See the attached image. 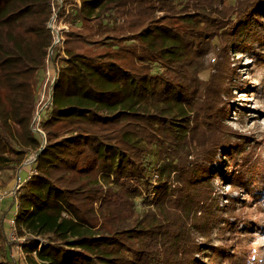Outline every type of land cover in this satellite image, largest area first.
I'll return each instance as SVG.
<instances>
[{"label": "trees", "instance_id": "16d2710c", "mask_svg": "<svg viewBox=\"0 0 264 264\" xmlns=\"http://www.w3.org/2000/svg\"><path fill=\"white\" fill-rule=\"evenodd\" d=\"M57 14L67 58L36 173L11 207L26 264H251L264 138L227 115L232 54L264 48V0H80ZM52 16L53 0H0V170L42 147L31 126ZM209 66L219 74L202 81ZM221 154L225 180L245 193L222 208L210 168ZM138 198L149 203L140 213Z\"/></svg>", "mask_w": 264, "mask_h": 264}, {"label": "rangeland", "instance_id": "374dc122", "mask_svg": "<svg viewBox=\"0 0 264 264\" xmlns=\"http://www.w3.org/2000/svg\"><path fill=\"white\" fill-rule=\"evenodd\" d=\"M74 1V0H66ZM235 0H226L227 4H234ZM58 2L55 1V7ZM57 8V7H56ZM54 16V14H53ZM53 28L57 31H60V36L63 38L62 48H59L55 52L54 62L47 63L45 71L42 72L41 80L38 88V101L36 107L37 112L34 114V119L32 123V131L38 133L40 141L43 140L42 135L38 130L42 128V116L39 119L38 115L45 111V106L48 105L51 93V84L53 79L58 76L59 68L56 63L58 61L57 57H63L65 54L64 43H65V34L69 31L68 25L62 22L60 19H57L53 24ZM62 31V32H61ZM255 51L251 52L248 50L235 52L232 54V66L237 68L238 76L234 77L236 82L235 87L233 88L234 97L231 100L233 107L228 112L227 115V124L231 126L234 130L249 134L250 132L254 133L256 137L264 138V97L262 96V90L264 88V65L259 67L258 65V54L264 53V48L259 44H255ZM66 55V54H65ZM216 56H210L209 63L214 65ZM61 62L62 60L59 59ZM60 66V64H59ZM219 72L215 70L214 67H210L203 72L198 74V77L202 81H207L212 75H218ZM248 85V86H246ZM43 111H41V109ZM239 113L243 114L239 116ZM257 119V121H254ZM43 131V130H41ZM37 151H31L27 156L23 164L14 169H3L0 170V189L11 187L14 184V180L23 181L28 175V172L32 165H30V158L36 154ZM227 158L223 154L217 156L216 162L210 165L212 171L216 172L214 178V184L217 190L219 206L225 207L229 199H244L245 193H241L237 190L232 191V188L225 180V172L227 167L220 164L221 161H226ZM17 172H19L17 174ZM24 185V184H23ZM13 199H8L5 203L3 216L0 217V261H4L7 264H26L25 256L21 248V243L25 242L26 237H19L16 234L15 240L10 238V226L9 221L15 218L14 209L11 208ZM148 200L142 198L136 199V210L137 212H142L146 207H148ZM264 210V202L262 203ZM261 219V226L257 228L254 232V252L253 260L251 264H264V213L259 216ZM254 219L256 217L254 216ZM232 223H238L234 218H230ZM238 229H246L247 225L245 222L238 223ZM212 240L210 241L213 245H221L222 238L217 235V230L213 232ZM198 244H201V238L197 240ZM197 260L200 263H206L208 261V256H199L196 255Z\"/></svg>", "mask_w": 264, "mask_h": 264}, {"label": "built area", "instance_id": "2783aa9c", "mask_svg": "<svg viewBox=\"0 0 264 264\" xmlns=\"http://www.w3.org/2000/svg\"><path fill=\"white\" fill-rule=\"evenodd\" d=\"M55 1L56 0H53V14H54V16H52V18H51V20L49 21V23H48V27L51 29V31H52V34H53V36H54V41H53V45H52V47L50 48V50H49V55H48V59L46 60V63H45V68H46V65H47V63L49 64L50 62H54V59H55V57H54V55H55V52L59 49V48H62V45H63V38H61V36H60V31L58 30H56L55 28H53V24H54V22H56V20L58 19V11L64 6V3L66 2V0H57V2H58V4H57V8L55 7ZM78 5H80V0H74ZM62 32V31H61ZM56 58L58 59V61H57V63H56V65H57V67L59 68V63H60V61H59V59H61V60H64V59H66L67 58V56L64 54V56L63 57H57L56 56ZM50 61V62H49ZM45 68H44V70H43V72L45 71ZM59 76V75H58ZM58 76H56L54 79H53V81H52V84H51V93H50V101H49V103H48V105H50V103L52 102V99H53V91H54V88H55V85H56V83H57V81H58ZM47 105V106H48ZM38 106V105H37ZM47 106H45V107H47ZM38 107H36V109H37ZM43 109L44 108H42L41 109V111H43ZM35 112H37V111H35ZM35 114V113H34ZM43 115V113H41V114H39L38 115V118L40 119L41 118V116ZM33 119H34V117H33ZM35 120L36 119H34V122H35ZM42 130V129H41ZM41 130H38L39 131V133L42 135V137H43V140H42V147L44 148V145H45V142H46V140H45V134H44V132L43 131H41ZM35 134L38 136L39 134L38 133H36L35 132ZM40 136V135H39ZM39 152V151H38ZM38 152L35 154V155H33L31 158H30V165H32L31 166V168H30V170H29V172H28V175H26V178L23 180V181H21V180H19V178H17V181L16 180H14V184H13V186H11V187H7V188H3V189H0V217H2L3 216V212H4V207H5V203H6V201L8 200V199H13V201H15V204H16V198H17V194H18V192H19V190L21 189V187L23 186V184L29 179V178H31V176L32 175H34L36 172H35V170H34V164H35V162H36V160H37V157H38ZM19 172H17V174H18ZM9 226H10V238L12 239V240H15V236H16V234H17V229H16V224H15V220L14 219H11L10 221H9Z\"/></svg>", "mask_w": 264, "mask_h": 264}, {"label": "water", "instance_id": "95a60500", "mask_svg": "<svg viewBox=\"0 0 264 264\" xmlns=\"http://www.w3.org/2000/svg\"><path fill=\"white\" fill-rule=\"evenodd\" d=\"M42 150H43V147H41L40 151L38 152V155H39V153H40Z\"/></svg>", "mask_w": 264, "mask_h": 264}]
</instances>
